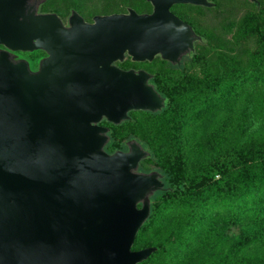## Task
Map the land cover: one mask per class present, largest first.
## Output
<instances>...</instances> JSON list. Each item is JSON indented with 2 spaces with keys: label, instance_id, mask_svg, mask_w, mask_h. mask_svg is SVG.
Returning a JSON list of instances; mask_svg holds the SVG:
<instances>
[{
  "label": "water",
  "instance_id": "1",
  "mask_svg": "<svg viewBox=\"0 0 264 264\" xmlns=\"http://www.w3.org/2000/svg\"><path fill=\"white\" fill-rule=\"evenodd\" d=\"M27 1L0 0V264H136L155 249L131 245L160 174L137 171L146 151L133 140L106 152L98 122L159 110L163 98L150 73L112 63H178L199 36L169 7L211 3L147 0L149 13L89 23L72 13L63 26ZM38 49L34 71L9 53Z\"/></svg>",
  "mask_w": 264,
  "mask_h": 264
},
{
  "label": "trees",
  "instance_id": "2",
  "mask_svg": "<svg viewBox=\"0 0 264 264\" xmlns=\"http://www.w3.org/2000/svg\"><path fill=\"white\" fill-rule=\"evenodd\" d=\"M248 3L220 21L230 36L193 21L199 39L178 64L148 62L159 110L101 121L103 149L135 139L137 171L162 182L131 245L155 249L136 264H264V4Z\"/></svg>",
  "mask_w": 264,
  "mask_h": 264
},
{
  "label": "flooded vegetation",
  "instance_id": "3",
  "mask_svg": "<svg viewBox=\"0 0 264 264\" xmlns=\"http://www.w3.org/2000/svg\"><path fill=\"white\" fill-rule=\"evenodd\" d=\"M139 1L146 2V9H144L143 11L138 9L137 5H128L127 0H105V1L104 0H28L27 4L34 6L35 14L53 13L58 17V19L60 20L63 26H67L68 18L72 13L79 16L84 22L89 23L93 21L92 19L94 16L110 15V14H126L128 12V9H132L136 13L151 12L152 7L149 1L147 0H139ZM206 1L211 3V5L205 6V5H195V4H190V3H175L169 7V10L179 19L183 20L184 22L190 25V23L187 20L180 17V15H178L177 12L173 10L174 9L173 7H175L174 5H188V6H195V7L211 8L214 5H216V2H219L221 0H206ZM248 1L255 2V3L258 2V0H248ZM0 49L5 50L6 48L0 45ZM9 53L13 55L12 58L14 60H19V59L25 60L28 63V67L31 71L36 70L38 61L42 57L45 56V53L39 49L30 51V52L10 51ZM129 61L134 62L130 60L129 56L124 54V57L121 61H114L112 64H114L115 66L123 70L142 69L148 72L146 68L141 67V66H135L134 63H130ZM178 63H171V64H178ZM102 120L104 119H101L98 122V124L104 126L101 122ZM131 140L133 139H127L124 141V143L126 144V142L131 141ZM124 150H126V148Z\"/></svg>",
  "mask_w": 264,
  "mask_h": 264
},
{
  "label": "rangeland",
  "instance_id": "4",
  "mask_svg": "<svg viewBox=\"0 0 264 264\" xmlns=\"http://www.w3.org/2000/svg\"><path fill=\"white\" fill-rule=\"evenodd\" d=\"M105 1V0H104ZM261 4H264V0H258ZM128 5H137L138 9L144 10L146 9V2H140L139 0H127ZM174 11L177 12L180 17L187 20L189 23L193 21L200 25L201 27H209L213 30L218 31H225L227 33V37L230 36L229 29L221 28L219 24L220 21L225 19L226 21L233 19H237L238 17L246 8L250 7L251 5L248 3V0H221L216 2L213 8H203V7H195V6H188V5H174ZM216 18V19H215ZM227 23V22H226ZM150 61H141V62H132L135 66H141L144 68H148ZM133 139V138H129ZM135 140V139H133ZM136 141V140H135ZM137 142V141H136ZM138 143V142H137ZM145 167L147 168H154L153 165L150 163H145Z\"/></svg>",
  "mask_w": 264,
  "mask_h": 264
}]
</instances>
